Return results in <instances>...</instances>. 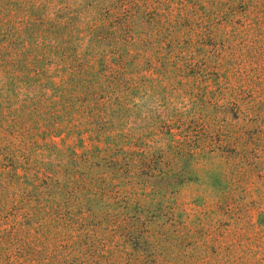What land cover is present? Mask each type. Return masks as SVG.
<instances>
[{"label":"rangeland","instance_id":"1","mask_svg":"<svg viewBox=\"0 0 264 264\" xmlns=\"http://www.w3.org/2000/svg\"><path fill=\"white\" fill-rule=\"evenodd\" d=\"M0 264H264V0H0Z\"/></svg>","mask_w":264,"mask_h":264}]
</instances>
